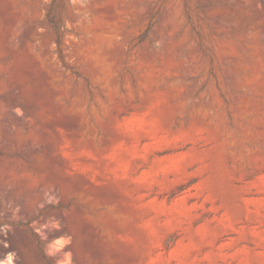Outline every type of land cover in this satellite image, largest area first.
<instances>
[{
    "label": "rangeland",
    "instance_id": "374dc122",
    "mask_svg": "<svg viewBox=\"0 0 264 264\" xmlns=\"http://www.w3.org/2000/svg\"><path fill=\"white\" fill-rule=\"evenodd\" d=\"M0 262L264 264V0H0Z\"/></svg>",
    "mask_w": 264,
    "mask_h": 264
},
{
    "label": "clouds",
    "instance_id": "9594fccd",
    "mask_svg": "<svg viewBox=\"0 0 264 264\" xmlns=\"http://www.w3.org/2000/svg\"><path fill=\"white\" fill-rule=\"evenodd\" d=\"M11 260H12V255L9 254V262H11ZM0 264H3V262H0Z\"/></svg>",
    "mask_w": 264,
    "mask_h": 264
}]
</instances>
